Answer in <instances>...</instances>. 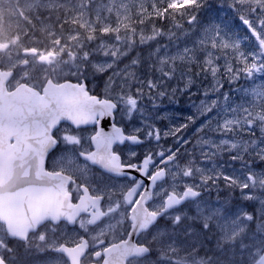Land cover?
<instances>
[{
	"label": "snow or ice",
	"instance_id": "snow-or-ice-1",
	"mask_svg": "<svg viewBox=\"0 0 264 264\" xmlns=\"http://www.w3.org/2000/svg\"><path fill=\"white\" fill-rule=\"evenodd\" d=\"M0 264H264V0H0Z\"/></svg>",
	"mask_w": 264,
	"mask_h": 264
},
{
	"label": "rangeland",
	"instance_id": "rangeland-1",
	"mask_svg": "<svg viewBox=\"0 0 264 264\" xmlns=\"http://www.w3.org/2000/svg\"><path fill=\"white\" fill-rule=\"evenodd\" d=\"M221 19H224V20H228L225 16H224V13L221 12L220 15H218ZM221 19H216V23H220L221 22ZM240 84H244V81L241 80L240 81ZM237 85H233V87H236ZM247 86V85H245ZM227 87V86H226ZM186 98L189 100V103L187 104H180V103H167V104H164V102H160L162 105H163V108H162V111L164 112H167L170 114V120H171V123H179V122H183V118L185 116H188V115H191L192 112L194 111V108L192 107V101H195V103H199V99H195L196 97H193L191 98V100L189 99L188 96H186ZM169 119H165L163 121V124H158L157 126L158 127H163L164 125H168L169 124ZM171 141V140H169ZM215 195L216 196V193L213 192L212 196ZM220 196H221V193H220Z\"/></svg>",
	"mask_w": 264,
	"mask_h": 264
},
{
	"label": "flooded vegetation",
	"instance_id": "flooded-vegetation-1",
	"mask_svg": "<svg viewBox=\"0 0 264 264\" xmlns=\"http://www.w3.org/2000/svg\"><path fill=\"white\" fill-rule=\"evenodd\" d=\"M209 3L213 6L214 9L218 8L221 4H225V6H226V0H209ZM220 14H221V12L220 13H214V15H220ZM224 16L228 19V16H226L225 14H224ZM236 23H238V21ZM102 89L103 88H97V90L93 94L101 95L102 94ZM107 120H108L107 117L104 118L103 120H101V126L102 127L105 125V122ZM169 142H171V141H169ZM137 151H140V150H137ZM133 175H137V174L135 172H133ZM138 178H141V177L138 176ZM224 195L225 194L222 192L221 193V197H223ZM212 198L214 199L215 195H213Z\"/></svg>",
	"mask_w": 264,
	"mask_h": 264
},
{
	"label": "trees",
	"instance_id": "trees-1",
	"mask_svg": "<svg viewBox=\"0 0 264 264\" xmlns=\"http://www.w3.org/2000/svg\"><path fill=\"white\" fill-rule=\"evenodd\" d=\"M162 43H163V41H162ZM177 99H178L179 101L183 102V103H186V102L189 101L187 98H185V95H183V96H178ZM179 101H178V103H181V102H179ZM162 102H164V104L170 103L168 100H163Z\"/></svg>",
	"mask_w": 264,
	"mask_h": 264
}]
</instances>
